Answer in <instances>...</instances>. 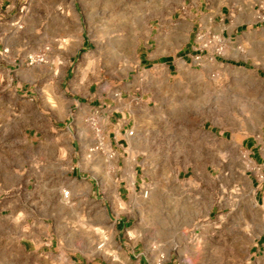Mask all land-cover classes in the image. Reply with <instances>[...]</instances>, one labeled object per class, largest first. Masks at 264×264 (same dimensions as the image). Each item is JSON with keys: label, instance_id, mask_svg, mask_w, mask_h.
I'll return each mask as SVG.
<instances>
[{"label": "rangeland", "instance_id": "1", "mask_svg": "<svg viewBox=\"0 0 264 264\" xmlns=\"http://www.w3.org/2000/svg\"><path fill=\"white\" fill-rule=\"evenodd\" d=\"M197 3L198 0L54 1L56 29L49 47L55 48L61 58H54L53 75L22 86L25 76L23 70L17 69L15 81L20 84L17 90L28 96L55 90L72 98L71 109L61 107L59 126H69L73 143L56 145L47 130V117L31 107L25 106L23 113L16 109L6 113L0 128V197L9 182L36 187V193L22 195L35 199L21 207L29 217L25 218L27 224L32 221V235L43 232V221L51 224L58 207L61 213L55 216L59 220L56 228L67 230L63 218L71 208L73 246L88 255L90 261L102 258L108 264H264V194L259 205L255 201V184L264 182L263 173L241 157H197L199 150H214L217 140L211 131L232 129L239 133L243 122L254 128L264 117L241 113L239 105L232 104L230 89L252 92L256 81L238 65L216 63L225 49L221 37L204 29L190 31L209 16ZM32 5L45 19L52 3L39 0ZM189 41H193V52L186 55ZM196 54L200 59H195ZM68 56L72 57L69 69L63 59ZM11 88L4 87L5 91ZM184 97L193 105L182 106ZM112 113L127 122V136L134 133L130 127L133 115L143 132L155 131V137L163 134L169 156L131 157L129 152V157H116L114 147L102 145L100 117ZM176 147L184 154L171 155ZM69 153L71 162L59 159L69 157ZM20 164L25 170L16 176L10 167ZM59 164L61 169L52 171ZM71 169L73 172L68 173ZM43 185L50 190L38 194ZM95 185L102 193L95 194ZM90 186L91 194L84 193ZM73 188L80 191L71 195ZM101 196L111 216L123 214L132 222L131 236L124 234L123 249L116 257L108 252L111 243L92 236L89 218L84 216V210L91 212L95 199ZM150 203L152 212L148 209ZM151 214L153 220L154 214H165V218L150 236L142 225ZM7 215V210L0 209V230Z\"/></svg>", "mask_w": 264, "mask_h": 264}, {"label": "crops", "instance_id": "2", "mask_svg": "<svg viewBox=\"0 0 264 264\" xmlns=\"http://www.w3.org/2000/svg\"><path fill=\"white\" fill-rule=\"evenodd\" d=\"M37 1L39 0H0V128L5 121L3 117L6 113L15 109L23 113L25 106L31 107L35 113L44 114L47 117V130L51 132V139L56 142V145L61 142L63 146H71L73 140L69 126L61 128L59 125L62 115L61 107L71 109L72 98L64 92H55V90L45 91V94L35 92L29 96L17 90L20 84H16L15 70H23L25 77L22 78L21 84L24 86L38 77L53 75L54 58L57 60L61 58V54H57L55 48L49 47L50 39H53L56 29V15L53 11L55 0H46L52 3V6L51 11L45 14V19L41 18L37 8H33L32 3ZM197 6L206 9L209 16L202 24H194L190 31L194 33L199 29H204L221 37L225 41V49L224 54L217 57L216 63L221 66L238 65L247 74L252 75L256 81L255 88L251 89L252 92L241 90L238 93L237 90L230 89L228 96L234 97L232 104L239 105L241 113L264 115V19L260 18V15L264 13V0H198ZM41 35L47 39L46 42H43ZM40 49H46V62L32 66L26 65V55L40 51ZM187 49L186 55L193 52V41H189ZM71 58V56L67 59L63 58L67 69L72 63ZM5 86L12 88L5 91ZM26 96H28L27 99ZM238 97H245L246 100L237 101ZM180 104L188 106L193 105V102H188L187 97H184ZM42 106L46 108L40 109ZM111 115L105 118L100 117L102 145L114 147L116 157H129V152L132 153L131 157H139L141 154L143 157L169 156L168 146L162 140L163 134L158 133V137H155V131L150 132L147 129V132H143L136 125L137 121L133 115L130 127L134 128V133L132 136H127V122L117 118V114L112 113ZM239 129V133L232 129H224L218 133L211 131L215 141L217 140L213 147L214 150L208 153H202L199 150L197 157H241L248 165H257L264 175V117L262 121L256 123L254 128L247 122H243ZM183 154L184 151L178 150L177 147L171 153L174 157ZM60 158L71 162L73 157L69 153V157ZM154 166L157 167V163ZM61 167L59 164L51 169L55 172ZM35 168L39 169L40 165ZM10 169L15 170L16 176L18 172L25 170L23 164L16 165L15 168L10 167ZM72 172L73 169L68 171V173ZM60 173L62 174L63 170ZM8 177L7 174L6 178ZM134 177H136L135 174ZM28 178L29 182L31 177L28 176ZM74 178L73 183L75 184L76 177ZM32 180L34 183L33 178ZM9 183L2 190L3 195L0 197V209L7 210L8 213L5 224L0 230V264H108L102 258L90 261L88 255L73 246L71 217L74 210L71 208L63 218L67 230L61 231L56 228L59 220L55 216L61 213V207H58L54 210L55 214L52 215L51 224L43 221L41 223L43 232L32 235V221L27 224L26 219L29 217L23 214L21 207L26 201L35 199H28L22 195L29 192L36 193L37 189L34 185L28 188L27 184L26 186L17 184L18 181ZM92 188V186L85 187L84 193L91 194ZM38 190L39 194L40 191L46 193L50 189L43 185ZM78 191L80 189L73 188L71 195ZM95 191L96 195L102 193L100 186L97 185H95ZM263 194L264 182H257L255 184L256 205L260 204ZM95 202V207L91 212L86 207L84 210L85 219L89 218V230L92 236H98V239L111 243L109 246L111 250L108 249V252L111 251L116 257L123 249L121 239L124 234L131 236L132 222L123 214L111 216L103 206V196L97 197ZM148 209L151 212L154 211L152 203L148 205ZM164 218L165 214H154V220L152 214L149 215V219L143 222V229H148L150 236L154 235L155 226L163 225ZM132 241H135V238ZM127 253L131 254L129 249Z\"/></svg>", "mask_w": 264, "mask_h": 264}, {"label": "built area", "instance_id": "3", "mask_svg": "<svg viewBox=\"0 0 264 264\" xmlns=\"http://www.w3.org/2000/svg\"><path fill=\"white\" fill-rule=\"evenodd\" d=\"M260 18L261 19H264V13H262L260 15ZM195 49L196 50L199 49L200 52H202V49L200 47H196ZM45 50L38 51V52L28 53L26 55V58H25L26 65L32 66V65H35L37 63H44V62H46V51ZM195 59H197V60L200 59V55L199 54H196ZM67 194H68V191H65L64 192V196H67Z\"/></svg>", "mask_w": 264, "mask_h": 264}]
</instances>
